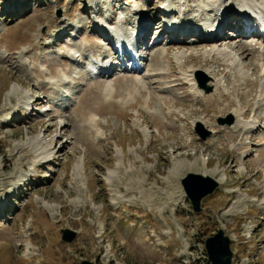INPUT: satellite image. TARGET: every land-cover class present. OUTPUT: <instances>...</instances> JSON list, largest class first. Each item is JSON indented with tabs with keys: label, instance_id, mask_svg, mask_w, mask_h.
Listing matches in <instances>:
<instances>
[{
	"label": "rangeland",
	"instance_id": "1",
	"mask_svg": "<svg viewBox=\"0 0 264 264\" xmlns=\"http://www.w3.org/2000/svg\"><path fill=\"white\" fill-rule=\"evenodd\" d=\"M202 1L0 0V264H210L204 242L220 228L231 264H264V40L229 33L232 63L164 30L162 8L196 12ZM181 10L170 18L187 24ZM200 10L201 24L216 13ZM140 14L153 27L138 58L116 59L111 34L129 35ZM211 78L228 92L206 91ZM255 119L263 126L242 131ZM195 159L218 182L201 210L185 193L161 214L145 209V192L165 201L174 165Z\"/></svg>",
	"mask_w": 264,
	"mask_h": 264
},
{
	"label": "bare ground",
	"instance_id": "2",
	"mask_svg": "<svg viewBox=\"0 0 264 264\" xmlns=\"http://www.w3.org/2000/svg\"><path fill=\"white\" fill-rule=\"evenodd\" d=\"M234 1L235 0H210L208 2L206 1L205 4H201V6H198L199 8H202V7H205L206 5L210 4L212 9L214 8V9L217 10V12L215 14H218V17L216 19L221 18V19H218L215 22L213 20L212 23L210 25H208V29L212 28V24L213 23H214V28H217L219 31H221V29L226 26L225 31L230 30L229 33H233L235 35V37H238L239 33L245 34L244 28H246V29L253 28L252 30H255V31L258 30V28H254L255 26H254L253 21L257 22L258 20H260V18H262L264 16V14H263V12H264V0H239V2L242 4V6L239 7V8H237V7L235 8L234 6H232V3ZM203 2H204V0L202 1V3ZM256 7H259V8L263 7L262 15L260 14L258 9H257V12H255V13L252 11ZM180 10H181V8H180ZM184 10H185V8L182 9L181 11H184ZM165 11H167L166 8H162V13H161V11H160V13H161V17L163 16V18H167V20H170V14H172L173 12L174 13H178L179 12V11H173L171 13H168V15H163V13ZM193 12L194 11H192V13ZM185 13L189 14V11L185 10ZM165 16H167V17H165ZM145 18L146 17L144 15H139L138 21L139 20H145ZM152 20L153 19H151V22H149V20H147L148 24L146 25V22H145L144 25H142L140 27V29H139L140 34L137 37V40H135L136 38H134V35H131L132 39L129 42H125V38L129 37L130 35H126V36L122 35V37H121V33H118V32H117V34H113V33L111 34L113 36V40H111L110 43H112V44L114 43L118 47V50H116V53H118L116 59L125 60V57H126L130 61L133 62V61H135L138 58L137 50L139 49V47H141L140 45L145 40V38H146V36H147V34L149 32V29L153 27ZM189 20H191V19H189ZM188 22L190 23V25H188ZM188 22H187V24L179 25L178 23H175V21L172 22V24L168 21V22H166L164 24L165 25V29L164 30L170 31V33L172 31H173V33L176 32V33H178V36H180V35L181 36L184 35L186 37L195 36L196 31L194 30V28H197L200 24L195 23L193 21H188ZM173 23H175L176 25L173 24ZM135 26H136V24H135ZM63 28H66V27H63ZM174 28H178L177 31ZM232 28L235 31H233ZM93 29H96V28L94 27ZM63 30L66 31L65 29H63ZM137 31H138V27L134 28V31L132 32V34L134 32L136 34ZM227 33H228V31L226 33L220 34V36H218V37L216 35H219V34H216L215 38L213 40H203L202 37L207 39V37H205L204 34L200 38L198 36V38H199L198 40H197V38H194V37H191V40H193V41L197 40L198 42L199 41H205L206 45H209V44L212 45L211 48H207V50L205 51V53H207V56H210L211 54L212 55L215 54V55H217L218 57H220L221 59H223L225 61H231L232 63H234L235 62V59H234L235 57L233 55V52L235 51V48H237L239 46V43L233 44L232 41L228 40L230 43H232L231 45H229L230 44L229 42H225V41L223 42L222 39L224 37H227ZM106 34L107 33H103V32L100 33L102 38H104V41H105V39L109 38V36H110V35L109 36L107 35L108 37L107 36L105 37ZM63 35L64 34H62L60 37H58L59 34H56V37H58V39L56 40L54 38V40L57 42L59 40V38H61ZM116 35H118V36H116ZM250 36H251V34L248 37H250ZM256 36L257 35H254V37H256ZM235 37H233V38H235ZM261 37L264 38V33H262ZM135 44H136V46H134ZM187 44H189V43H187ZM216 45H218V46H216ZM222 46H224V47H222ZM67 53H68V55L73 56L74 55V48L70 47L68 49ZM112 54H115V53L113 52ZM258 62L260 64L259 65V69L261 71L259 70V72H260V76H259L260 84H259V94H258V98L257 99H261L262 101H264V89H263V87H264V85H263L264 84V82H263V80H264V58H262V60L259 59V61H257V63ZM110 63H112V62H110ZM206 63H209V64L210 63H215L216 64L217 60L216 61H212V60L208 61L207 60ZM106 68H107V71H109V72H110V70L113 69V68L110 67V65H107ZM216 68H217V66H215V65L212 66L211 68H209V72L210 71H216ZM187 72H188V75H187ZM184 73H186V74H184ZM184 73H182V74H184L185 77L187 78V76H189V77H190V75L193 76V73H195V70L192 67V68H190L188 70H185ZM62 76H63V78L65 77V80L66 79L68 80L67 76L64 73L62 74ZM225 80L224 79L222 80L220 78H215V79H212V81H208L207 85L209 87L213 86L214 90L217 91V92L222 90V91L227 93L228 91H227L226 86H225L226 85ZM257 82H258V80H257ZM176 85H177V83H176ZM183 85H184V82H183ZM107 88H108V90L112 91V86H110V85L108 86L107 85L105 89L107 90ZM199 92H201V91H199ZM202 96H205V95H202ZM219 97H221V96H219ZM27 109L30 110V107H28ZM203 112H205V111H203ZM231 114L234 116V113H231ZM237 115L238 114H236V116ZM256 121H257L256 119L249 121L248 124L245 127H244V124H245L244 123L243 124L244 128L242 129V127H241L239 130L241 131V129H242V131L246 130L247 132H250V129L253 128L256 125ZM210 126L212 127V133H217V134L219 133V131L214 129L215 126L213 125V123H210ZM222 128L225 130L224 127H222ZM178 150H180L179 147L176 148V151H178ZM187 157H189V155H187ZM198 163H199V160L195 159L193 163H190L189 165L187 164L186 166H184V170H181V168H180L181 164L178 163V164L174 165L173 171L171 173L172 174L171 175L172 184L169 185L168 189L164 192L165 193V197H167V198L165 199V201L159 200L158 199L159 197L155 198L152 194H149V193L145 192V209L151 210V211L160 212V214H161L163 212V210H164L162 204L167 203L166 201L168 199H171L173 197L177 198L176 200L183 199L184 198V192H183V190H181L180 178L186 172H196L198 174L199 173L202 174L203 176H207V175L208 176L209 175L213 176L215 174L213 172L211 173L210 169L206 170V171H202V167L206 168L208 166L207 162L203 163L202 166H199ZM218 181H219V183H221L220 180H218ZM7 198L8 197H6L5 200L1 199V204H0V214L1 215L6 213ZM127 201H128V199H127ZM171 201H173V200H171ZM3 206H5V208H3ZM228 211H231L230 207H229ZM24 255H25L26 258H29V257H33V256L37 255V252L34 251V249H32L31 246H27L25 248ZM117 264H121V263L117 262Z\"/></svg>",
	"mask_w": 264,
	"mask_h": 264
},
{
	"label": "water",
	"instance_id": "3",
	"mask_svg": "<svg viewBox=\"0 0 264 264\" xmlns=\"http://www.w3.org/2000/svg\"><path fill=\"white\" fill-rule=\"evenodd\" d=\"M202 87L206 89V91H210L211 88L205 86V83H202ZM229 120L231 122V116L229 117ZM207 134H209V131H206V135ZM204 137L205 135H202V138ZM180 183L185 195L190 200L193 211L195 212L201 210V199L212 193L218 186V182L210 176H203L194 172H188L186 175L182 176ZM74 237V230L69 228L61 229L62 240L70 242ZM204 246L206 257L210 264H231L232 251L230 248V238L224 234L221 228L212 236L205 239ZM80 264L94 263L89 260H82Z\"/></svg>",
	"mask_w": 264,
	"mask_h": 264
}]
</instances>
